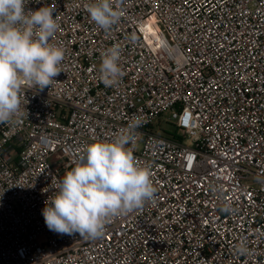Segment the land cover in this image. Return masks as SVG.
<instances>
[{"label": "built area", "instance_id": "1", "mask_svg": "<svg viewBox=\"0 0 264 264\" xmlns=\"http://www.w3.org/2000/svg\"><path fill=\"white\" fill-rule=\"evenodd\" d=\"M88 2L25 6L54 8L65 58L49 88L23 86L19 122L0 124V264H264V0H113L109 31ZM113 45L124 75L108 87ZM166 114L178 134L157 123ZM136 118L127 147L151 166L154 201L96 240L50 231L57 179Z\"/></svg>", "mask_w": 264, "mask_h": 264}, {"label": "clouds", "instance_id": "2", "mask_svg": "<svg viewBox=\"0 0 264 264\" xmlns=\"http://www.w3.org/2000/svg\"><path fill=\"white\" fill-rule=\"evenodd\" d=\"M27 4L28 0H0V124L18 123L24 114L20 100L23 86L43 91L62 72L65 49L51 42L59 28L54 8L44 5L26 11ZM84 8L90 20L104 31L111 30L122 16V8L113 0H89ZM120 58L118 45L101 53L99 73L105 86L117 85L124 75ZM140 125L138 118L133 119L110 141H93L85 146L45 201L42 215L50 231L96 240L104 236L113 218L154 201L157 187L151 179V166L139 164L127 147L135 141ZM220 210L232 212L227 203ZM236 250L248 253L244 242Z\"/></svg>", "mask_w": 264, "mask_h": 264}, {"label": "rangeland", "instance_id": "3", "mask_svg": "<svg viewBox=\"0 0 264 264\" xmlns=\"http://www.w3.org/2000/svg\"><path fill=\"white\" fill-rule=\"evenodd\" d=\"M168 119V114L164 115L163 118H160L158 120V124L161 126V128L166 131L167 133H172V134H178L179 131L177 129H175L170 123H168L167 120Z\"/></svg>", "mask_w": 264, "mask_h": 264}]
</instances>
